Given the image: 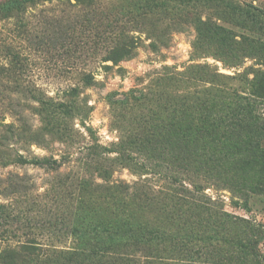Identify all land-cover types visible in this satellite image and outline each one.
I'll use <instances>...</instances> for the list:
<instances>
[{
    "label": "rangeland",
    "instance_id": "1",
    "mask_svg": "<svg viewBox=\"0 0 264 264\" xmlns=\"http://www.w3.org/2000/svg\"><path fill=\"white\" fill-rule=\"evenodd\" d=\"M140 2L41 0L28 6L21 21H0V67L11 66L12 53L21 60L17 76L1 75L0 120H19L21 113L32 129L45 125L26 87L75 108L72 139L48 133L46 145L13 144L28 157L65 155L57 171L0 166V249L38 237L72 250L78 239L52 233L53 226L92 227L123 209L134 227L175 237L148 245L131 264H264V0L192 9L204 37L184 21L185 30H175L180 12L173 19L166 12L138 13ZM120 34L127 41L139 37L134 54L117 65L102 62L112 47H127ZM89 73L90 85L84 80ZM75 86L79 94L67 95ZM226 105L222 128L208 133L204 148L201 143L191 149L192 166L183 173L169 158L161 160L162 167L138 154L129 165L112 160L117 143L131 131L171 137L174 149L181 123L194 125L204 113L213 118ZM89 145L111 151L91 160ZM14 177L28 181V193L5 195ZM48 258L29 264L65 261L62 255Z\"/></svg>",
    "mask_w": 264,
    "mask_h": 264
},
{
    "label": "trees",
    "instance_id": "2",
    "mask_svg": "<svg viewBox=\"0 0 264 264\" xmlns=\"http://www.w3.org/2000/svg\"><path fill=\"white\" fill-rule=\"evenodd\" d=\"M39 1L41 0L0 1V21L8 18H18L19 21H21L20 18L26 12L28 6ZM78 1L88 3L89 1L93 2L95 0ZM230 1L231 0H141L140 3L135 5V8L138 10V13H154L155 11L166 12L164 17L170 19H173L174 16L180 12V16L174 19V23H172L178 26L175 30H185V27L182 26V22L184 21L186 24H195L198 29L199 37H204L205 32L196 24L191 10L205 6L210 7L211 4L222 7ZM183 11L184 13H182ZM132 12L133 10H128L126 14H133ZM200 22L207 24L208 20H200ZM138 38L139 37L132 35L127 41L124 34H120L118 39L127 41V47L121 48L118 45L112 47L110 51L102 57V62L112 61L113 65H117L127 56H132L137 46L136 40ZM113 65L104 64V67L110 69ZM19 69H21V60L17 53H12L11 66L0 67V79L2 78V74H6L7 76L13 74L12 76H17V74H19ZM89 76L90 73L84 76L85 83L88 85L94 82V79ZM17 85L21 86V83L17 81ZM23 91L28 97L37 102V109L45 125L32 129L27 119L21 113L19 115L20 119H16L18 122L15 119L9 122H5L1 119L0 166H7L10 164L34 165L57 171L63 166L66 158L65 155L60 159L54 158L53 156L38 157L34 155L28 157L19 152L13 144L24 143L29 145L36 143L46 145V143H51V139L46 137L48 133L50 135L57 134L59 138L64 140L72 139L73 129L70 120L74 116L75 108L66 101H55L53 97L46 95L43 90L37 87H26L25 89L23 88ZM66 93L71 97H75L79 94V88L76 86L72 87L70 90L66 91ZM204 106L203 103L199 105L201 109L205 110ZM228 106L229 105H226L225 108L216 111L219 113H216L213 118H208L206 113L202 114V121L194 125L184 122L181 123L180 129L182 138L180 140V145L174 147V149L171 137L159 138L155 133L131 131L125 138H121L117 143L119 151H116V156L113 157L112 160L124 165H129V162H133L135 159L134 154H138L146 157H153L154 160H156L154 166L162 167L161 160L169 158L178 166L179 169L177 173L180 169L182 170L180 173H183L191 169L192 162L189 156L191 149L196 145L199 146L201 143L204 148L205 142L203 140L208 133L222 128V122L226 119L225 110L228 109ZM237 118L238 115H235V121ZM87 149L93 156L91 160H94L93 158L99 160L104 156L105 152L111 151L107 147H100L99 145H89ZM209 170L210 169H205V171ZM177 179L178 178L174 177L171 183H175ZM27 182L25 178H10V181L3 189L5 195L28 193L30 189L26 185ZM82 183L83 182H79L78 187L82 188ZM117 186L125 190L129 187L125 182H119ZM178 188L179 187H177V189ZM195 188L198 191L202 189L199 184H197ZM183 190L188 192L189 189L185 188ZM176 192L177 191H175V193ZM180 198L184 197L180 196ZM1 206H3V204H0V207ZM206 206V204L201 205L203 209L206 208ZM114 214L117 216L111 219L110 217ZM112 216L103 223H97L87 228L73 226L68 230H62L61 228L58 229L57 226H53V229L50 230L52 233L60 231L62 235L66 233L78 239L76 246L73 247L72 250L51 246L48 245V243H42L40 241L41 239L39 240L38 237H28L27 239L20 240L16 246L7 245L1 248L0 264H29V262L31 263V261L35 259L47 260L49 262V255H62L65 260L62 264H131L132 261H138L134 257L135 254L148 250V245L169 238L173 241L175 238L167 237L166 233H162L157 228L151 227L147 229L139 226L134 227L132 219L130 218L132 215L128 212L126 213V210L114 211L112 212ZM62 219L61 217V222H65ZM87 239L94 241L89 243ZM86 243L90 244V246L87 247ZM132 246H134V249H132ZM144 249L146 250L144 251ZM82 256L84 259L81 258Z\"/></svg>",
    "mask_w": 264,
    "mask_h": 264
}]
</instances>
